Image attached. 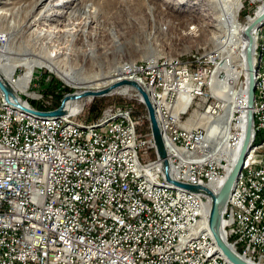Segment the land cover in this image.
Here are the masks:
<instances>
[{"label": "built area", "instance_id": "1", "mask_svg": "<svg viewBox=\"0 0 264 264\" xmlns=\"http://www.w3.org/2000/svg\"><path fill=\"white\" fill-rule=\"evenodd\" d=\"M261 9L247 20L251 22ZM229 16L227 10L226 20ZM208 56L216 62L215 53ZM233 65L237 69L227 57L224 76L216 78L221 94L232 91ZM218 67L216 62L215 67L191 72L164 62L163 67L149 64L145 69L154 86H161L164 95L171 94L177 106H184L190 96L198 99L213 93L210 83ZM31 82L26 84V97L38 96L30 92ZM246 93L245 86L241 108L247 104ZM260 93L263 102H257L256 112L264 111V88ZM0 102H6L1 91ZM126 108L109 106L96 122L115 111L132 117ZM224 121L217 119L215 141L225 130ZM66 122L76 121L66 116L64 127L55 129L22 123L0 112V264H217L205 255V241L186 199L140 188L125 152L128 133L123 121L101 134H74L65 130ZM258 123L257 130L264 133V117H258ZM172 134L167 143L175 179L211 187L225 178L228 157L224 154L214 163H201V168H187V161L201 159L210 150L207 129ZM238 141L235 136L229 146L235 148ZM134 146L143 150L145 171L164 181L159 162L151 161L147 153L146 148H154L153 140L138 137ZM251 157L254 167L247 172L245 187L236 185L232 193L238 195V203L230 199L224 213V234L241 256L264 264V150ZM191 197L207 217L210 203L204 196L191 193Z\"/></svg>", "mask_w": 264, "mask_h": 264}, {"label": "rangeland", "instance_id": "2", "mask_svg": "<svg viewBox=\"0 0 264 264\" xmlns=\"http://www.w3.org/2000/svg\"><path fill=\"white\" fill-rule=\"evenodd\" d=\"M25 1L28 5L24 6L22 9H18L16 12V16L19 17L21 20L25 19V17L27 16L26 15L27 12L31 10L34 4V0H25ZM211 1L212 0H97L96 1L98 7L97 12L92 13L89 19L85 16H82L79 17L78 20L76 21L77 27L75 28V35H73L74 36L73 46L76 47L77 50L82 51L85 49L84 46L86 41H89L93 45L94 50L96 52V57L93 58L91 63L89 62L93 70H97L98 67L97 65L99 62H104L106 64H109V66L112 68H114V66L119 67V64H121L122 62L126 63L125 67L127 69V74L125 80L134 81L138 83L145 92L147 91L146 93L148 94V96H150L149 99L151 101L152 106L154 107L157 122L159 121L158 125L161 122L159 128L160 126L162 128V129L160 128V131L166 146L168 159L170 160L171 163H172V159L169 154L167 137L168 138L174 137L172 134L173 130H177L178 132H184L188 130L194 131L197 128H204L208 130L209 128L212 129L214 126L218 124L217 119L218 120L221 119L223 121L225 120L224 122L226 123L227 126L230 125L229 127H227L230 129L229 137L234 138V135L236 133V136L240 138L241 134L244 131L245 125L247 126V130L245 129V131L246 133H248V128H249L248 114L249 111H252L253 131H252L251 146H250L252 149L247 156L242 172L237 178V181L234 185L235 188V186L239 183L241 174L245 172V166L251 157L250 154H252L253 148L259 147L260 144H263L264 141L263 131L257 130V126H259L258 117L259 118L264 117V111L261 112L255 111L257 104L256 101H258L257 98L260 97V90L257 88V84H258L257 73L260 68V65L255 51V47L257 45L256 44L257 43L256 38L258 36L257 31L260 29V27L264 26V23L261 24V26H257L253 34L255 39V44H254L255 46L253 49V61L255 63L254 74H255L256 90H255L254 103L252 107L249 106V88H248V84L246 83L247 79L243 73H240L241 72L240 67L235 72L240 73L237 75V78L240 80V84L243 83V86L247 87V91H248L246 93L247 104L246 106H243V108L237 105L238 102L232 93L231 94L226 93L225 95H223L220 93V91L219 93L216 94L212 93L204 98L197 99L190 96V98L186 100L185 105L179 107V105L177 106V103L175 102V99H173L171 94L164 95L158 89L157 92L162 93V100L160 103L156 101L158 103L157 104L153 100V99L156 100V98L152 94L153 90L151 88H147L146 86H144V84H142L139 80H137L135 76L131 77V75L135 71V67L138 68L143 67L145 69L146 66L148 67L149 64L155 67L158 66L163 67L164 62L170 63V61L173 60H174L173 64L178 65V68L186 67L189 68L191 72L193 70H198L203 67H210V68L215 67L216 62H218V66L219 65L222 66L226 62V58H224V56L221 57V55L217 51H215V44L212 41L213 34L218 33V30L213 24L212 17L209 16V14H207V11L205 13V9L211 7L212 5ZM239 6L240 7L237 13V18L235 17V19L240 25L243 26V27L241 26L242 30L245 27L248 28V25L250 23L247 20L248 18L247 16L249 15L254 16L255 11L259 6H262V8H264V4L262 3V1L259 0H239ZM225 7L226 6L223 5L224 9ZM211 8L213 9V7ZM208 12H211V9L208 10ZM261 12L262 14L260 15V17L264 15V10H261ZM258 15L259 13L257 14V17ZM260 17H258V19ZM53 28H54L53 25L47 24L40 26L39 29H44L45 31H49V30H53ZM192 28H194V30H191ZM236 28L238 29V26H236ZM4 36L0 35V46L4 45ZM63 39H67V37H63ZM67 40L71 41L72 37H69ZM119 48H122L123 52L120 51ZM50 51L53 52L52 49H50ZM105 51H107V54H105ZM153 52L157 54L156 60L146 59V57L152 54ZM205 53H215L216 62L211 61V59L209 58L210 56L208 55L203 56ZM81 64H82V59L79 60L78 62H74V61L72 63L70 61L67 62V65L74 67L75 69L80 67ZM233 67L235 68L234 65ZM224 70L225 67L223 66L220 72L216 71L217 73L216 76L219 77L221 75L220 78L222 79V77L224 76L223 73ZM24 72H25L24 68H19L14 74L15 78H17L19 75L21 76V74ZM139 75H146V72H142V74L140 73ZM31 79L32 82L30 86L31 88L30 92L31 93L35 92L36 95L38 96L33 95V97H26L23 91L18 92L15 88L14 89L17 91V93L20 95L21 98H23L25 101L29 103L30 107L33 110L38 112L47 113V112L56 111L61 107L62 101L67 95L82 91L78 88H74L68 85L59 75L50 72L47 69L36 68L34 70V75L32 76ZM125 80H121V81H125ZM211 80H213V78ZM158 81L163 82L162 77H158ZM210 84H212V82ZM130 88H132V90L131 91L129 90L126 95H122L119 93L110 95L114 92L113 90L111 93L104 96H99V97L93 96L94 99L92 102H87L86 101V99L88 98L87 97L85 98L83 109L78 111L77 113H74V115L73 114L67 115V117L71 116L73 120L76 121V124H86V125L93 123L95 124L97 120L92 123H87L83 121L82 117H84L83 115L85 111L88 110L92 106V104H94L95 101L97 100L102 101L104 105L103 112L109 106L112 105L127 107L126 109L131 110V116L134 121L135 131L139 139L146 140L149 139L150 137L153 140L154 148L153 147L151 149L146 148L148 149L147 153L151 161L159 162L160 168L162 170L161 161L158 159L156 145L151 129L150 115L146 103L142 95L139 93V91H137V89L133 87ZM49 89L53 91L50 94L48 93V91L50 92ZM211 91H213L212 87H211ZM40 96L41 98H39ZM4 100H5V96H4ZM227 101H231L230 103L232 104L234 103L233 105L231 104L232 111L229 114V116L225 115L227 112V107L229 106V105L227 106ZM38 105H40L43 110L37 109L36 106ZM12 106L16 108L14 105ZM53 108L55 109L51 110ZM160 112L162 113L163 116L162 115L159 116ZM55 118H60V117H55ZM210 118H211V122H210ZM213 122H215L214 125H212ZM220 122L222 121H219V123ZM241 123H243L242 129L240 126ZM163 127L167 129L165 130ZM211 129H209V133ZM165 133L168 134L165 135ZM258 138H260V141H257ZM175 143H177V141L173 142L174 145ZM207 143L211 147L213 144L215 143L217 144V142L213 138L207 139ZM142 151L143 150H141V152ZM262 151L263 150H260L259 152L256 151V153L259 154ZM222 164L225 165L226 162L225 161L223 162L222 160ZM172 176L174 177L173 170H172ZM162 180H164L163 171H162ZM164 182L166 183L165 180ZM184 184H188V183H184ZM168 185L174 187L170 184ZM189 185L204 186L213 190L211 187L205 185H194V184H189ZM188 193H192V192H188ZM192 194H196V193H192ZM200 196H204V195H200ZM202 198L206 199L210 203L209 204L210 209L208 214V218L210 219L211 201L206 196ZM228 205L226 207V210L228 208ZM223 221H224V216H223ZM223 231H224V222H223ZM227 243L229 242L227 241ZM236 252L241 256V254L238 251Z\"/></svg>", "mask_w": 264, "mask_h": 264}, {"label": "bare ground", "instance_id": "3", "mask_svg": "<svg viewBox=\"0 0 264 264\" xmlns=\"http://www.w3.org/2000/svg\"><path fill=\"white\" fill-rule=\"evenodd\" d=\"M96 1L97 0H34L31 10L27 12L25 19L21 20L16 16V12L18 9H22L24 6L28 5L25 0H0V35H5L4 45L0 46V73L18 92H24L26 90V84L29 80H31L36 68L47 69L48 71L59 75L68 85L82 90L81 92H100L109 89L121 80H125L127 74V69L125 67L126 63L122 62V64L120 62L121 64H119V67L114 66V68H112L109 64L99 62L97 70H93L90 64L93 58L96 57L93 45L89 41H86L84 46L85 49L82 51L77 50L76 47L73 46V35H75V28L77 27L76 21L82 16L89 19L92 13L97 12L98 7ZM227 1L229 3H226ZM211 3V7H213V9L209 7L205 9V13L207 11V14L212 17L213 24L218 30V33H215L212 36V41L215 44V51H217L221 57H228L229 59L236 61V70H238L239 67L241 68L240 73L245 75L247 79V81H245L249 88V80L253 72L249 67L247 53L248 47L251 45V40L246 34L247 28L245 27L242 30L243 26L235 19V17L237 18V13L240 7L239 0H212ZM223 5L226 6L225 9L223 8ZM227 8L230 16L226 20ZM210 9L211 12H208ZM261 10H264V8ZM261 14L262 12L259 13L258 17H260ZM258 17L253 19L248 26L252 25ZM47 24L53 25V30L45 31L44 29H39L40 26ZM236 26H238V29ZM256 28L257 26H255L251 32L254 44L255 39L253 34ZM191 30H194V28ZM257 34V45L255 47V51L260 65L257 73V88L260 90V88H264V76L259 75L264 74V26L260 27ZM63 37H67V39L72 37V40L69 41L67 39H63ZM50 49H52L53 52H51ZM119 50L123 52L122 48H119ZM105 54H107V51H105ZM206 55H210V53H205L203 56ZM156 58L157 54L155 52L146 57V59L149 60H156ZM81 59L82 64L77 69L67 65L68 61L72 63L73 61L78 62ZM173 61L165 63V65L178 66L174 65ZM224 64H226V62ZM224 64L222 66L219 65L217 72H220ZM19 68H24L25 72L22 73L21 76L19 75L15 78L14 74ZM142 72H146V75H139L140 73L142 74ZM240 73L234 72V84L232 91L230 92V94L232 93L236 98L238 102L237 105L239 107L240 96L243 95L245 90L243 83L240 84V80L237 78V75ZM216 74L212 82L213 94L219 93V87L216 84ZM133 76H135V78L142 84H145L147 88H152V94L156 98V100H153L158 103L161 102L163 93L162 87L154 86L152 76H148V71H146V69L143 67H135V71L131 77ZM13 78L16 81L15 84H12ZM158 89L162 93L157 92ZM129 90H132L130 86H124L116 90L114 89L115 93L113 92L110 95H114L116 93L126 95ZM223 95L225 94L223 93ZM257 99L258 101L256 102H263V94L260 93V97ZM84 102L85 98L71 103L70 106L73 115L83 109ZM230 102L231 101H227V106L229 105L225 114L227 116L231 113L232 105L234 104ZM179 107H181V105H179ZM0 112L12 115L15 119H20L22 123L54 125L55 129H62V127H64V117H38L16 109L12 105L7 104V102H0ZM161 115L162 113L160 112L159 116ZM122 121L123 128L126 129V132L128 133L125 152H129V167L134 169V176L137 177V180L140 182V188H147L153 193L170 195L172 198L186 199V205H192L193 221L196 223L197 232H199V236L205 241V255H208L211 260H215L217 264H231L226 261L223 254L219 251L214 237L209 230L210 227L208 223L210 219L208 218V214L210 205L207 209V217H205L203 207H200L199 204H193V197H191V193H188V191L186 192V190L183 191L181 189L171 187L164 181L157 180L156 174L147 173L145 171L144 160L140 157V146H134L137 137L133 119L132 117H127V112L115 111L107 116L105 120H102V122H96L93 125H78L75 122H66L65 130H73L74 134H101L102 132L108 131V127L120 124ZM214 124L215 122L212 123V125ZM229 126L226 125L224 132L219 133L216 141L217 144L215 143L207 153H204V155L201 156V159H190V161H187V168H201V163H214L216 159H219L222 156V154L227 155L228 166L226 167L227 171L225 178L222 181L211 185V188L215 190H212L214 193H219L221 191L228 177L235 170L247 138V133L245 131V129L247 130V126L245 125L244 131L241 134L236 147H230L229 143H233L236 133L234 138H230V129L227 128ZM214 127L212 129L209 128L211 129L209 135L213 139L216 134ZM166 134L168 133H165V135ZM260 150H264V141L259 147L253 148L252 154L250 155H257L256 151L259 152ZM253 167L254 160L253 157H250L245 166V172L240 176L237 187H245L247 172L252 170ZM233 191L234 188L232 193ZM231 203H238V195L231 196ZM223 236L227 241L224 231Z\"/></svg>", "mask_w": 264, "mask_h": 264}, {"label": "water", "instance_id": "4", "mask_svg": "<svg viewBox=\"0 0 264 264\" xmlns=\"http://www.w3.org/2000/svg\"><path fill=\"white\" fill-rule=\"evenodd\" d=\"M264 23V15L257 19L252 25L248 26L247 28V36L251 40V45L248 47V63L250 70L253 72L250 76L249 80V106L252 107L254 103L255 98V90H256V82H255V74H254V61H253V49H254V43H253V37L251 35L252 30L255 28V26H261V24ZM123 86H130L142 95L149 115H150V123H151V129L156 145V150L158 154V159L161 161V167L163 171V177L166 183L183 190H186L188 192L196 193L199 195H204L209 198L211 201V213H210V220H209V227L210 231L214 237V240L217 244V247L219 251L223 254L224 258L231 264H253L249 262L248 260L241 257L225 240L223 236V216L225 209L228 205V202L230 200V196L232 193V190L234 188V185L237 181L238 176L242 172L243 166L245 164V161L247 159V156L249 152L251 151V138H252V131H253V114L252 111H249L248 119H249V128L247 133V138L241 153V156L237 162L236 168L233 171V173L228 177L224 187L221 189L219 193H214L211 189L204 187V186H193L189 184H184L179 181H177L172 176V166L171 162L168 159V153L166 150V146L156 119V114L154 107L151 104V101L149 99L148 94L143 90V88L134 81H121L119 83H116L109 89L100 91V92H91V91H85V92H75L72 94L67 95L63 101L61 107L53 112H38L33 110L29 103L25 101L23 98L20 97V95L17 93V91L14 89V87L4 78V76L0 73V90L5 96V100L11 104L14 105L16 108H19L23 111H26L28 113L34 114L38 117L43 118H55V117H63L72 114L71 109V103L83 98H87L90 96H104L109 93H111L114 89L123 87Z\"/></svg>", "mask_w": 264, "mask_h": 264}, {"label": "trees", "instance_id": "5", "mask_svg": "<svg viewBox=\"0 0 264 264\" xmlns=\"http://www.w3.org/2000/svg\"><path fill=\"white\" fill-rule=\"evenodd\" d=\"M52 89V88H51ZM51 89H49L50 90V92L48 91V93L50 94V93H52L53 91L51 90ZM53 90H54V88H53ZM61 105V104H60ZM59 105V106H60ZM37 107V109H39V110H43L42 109V107L40 106V105H38V106H36ZM57 108V107H56ZM104 108V105H103V103H102V101L101 100H97V101H95V103L94 104H92V106L88 109V110H86L85 111V113H84V117H82V119H83V121H85V122H87V123H92V122H95L96 120H98L99 119V117L101 116V114H102V112H103V109ZM55 108H53V109H51V110H54ZM88 111V112H87ZM87 114V115H86ZM76 123V122H75ZM94 124V123H93ZM92 124V125H93ZM78 125H86V124H78ZM88 125H91V124H88ZM136 137H137V139H138V136H137V134H136ZM257 141H260V138H258L257 139ZM256 141V142H257Z\"/></svg>", "mask_w": 264, "mask_h": 264}]
</instances>
